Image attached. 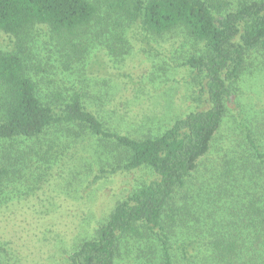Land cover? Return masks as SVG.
<instances>
[{
  "label": "rangeland",
  "instance_id": "rangeland-1",
  "mask_svg": "<svg viewBox=\"0 0 264 264\" xmlns=\"http://www.w3.org/2000/svg\"><path fill=\"white\" fill-rule=\"evenodd\" d=\"M87 38H78L73 49L53 39L47 25L32 26L26 36V74L43 101L59 106L54 93L69 99L82 92L83 103L105 128L132 137L160 134L175 118L208 106L206 94L200 92L201 75L182 64L203 51V43L182 27L145 35L133 22L100 4ZM14 40L0 31L1 49L12 48ZM230 88L222 124L208 151L169 203L179 207L184 218L174 228V241L183 245L188 259L192 254L194 264H226L228 256L214 259L213 248L224 247V237L235 244L237 237L247 240L250 210L263 206L254 194L264 189V165L247 158L250 152L240 148L244 125L264 151L263 49L246 52ZM22 141L35 143L39 151L0 183V264L65 263L82 240L94 236L118 201L156 177L150 168L140 166L92 181L100 167L119 160L109 145L103 146L106 141L99 143L78 124L49 126L38 138ZM4 150L0 144V159ZM238 155L246 168L232 161ZM234 251L232 264L257 255L248 248ZM160 253V242L152 233L125 235L115 264H162Z\"/></svg>",
  "mask_w": 264,
  "mask_h": 264
},
{
  "label": "trees",
  "instance_id": "trees-1",
  "mask_svg": "<svg viewBox=\"0 0 264 264\" xmlns=\"http://www.w3.org/2000/svg\"><path fill=\"white\" fill-rule=\"evenodd\" d=\"M100 4L133 22L145 35L182 27L192 39L201 41L203 51L190 55L182 64L201 75L200 92L206 94L208 106L175 118L160 134L132 137L105 128L83 103L82 92L72 94L69 99L54 93V98L61 101L59 106L43 101L35 82L26 74L29 59L26 36L30 29L43 23L59 44L76 49L78 38L88 39L90 26L98 20ZM0 31L15 38L12 48H0V144L5 149L0 159V183L30 162L32 154H38L35 143L24 145L22 140L38 138L49 126L72 123L86 128L99 143L106 141L103 146L109 145L118 157L115 165L100 167L92 181L106 173L140 166L150 168L156 175L118 201L97 226L94 236L82 240L63 264H115L122 237L147 232L160 242L162 264H194L192 254L188 259L183 245L174 241V228L183 224L184 218L179 207L169 206L170 199L197 171L199 158L208 151L221 126L225 101L231 94L230 84L246 52L264 50V0H0ZM115 35L122 42L123 37ZM116 48L119 44L114 51ZM241 126L244 137L239 147L250 152L247 158L264 165V151L248 128ZM239 156L232 161L244 169L248 164ZM254 195L263 206L256 205L258 211L250 210L252 215L246 219L252 235L247 240L237 237L239 244H235L217 232L226 244L220 249L213 248L214 259L225 260L228 256L226 264H232L236 257L231 252L248 248L257 253L256 257L249 255L245 262L235 264L264 261L258 257L264 256V189ZM219 214L222 216L223 212ZM181 241L185 244L184 239Z\"/></svg>",
  "mask_w": 264,
  "mask_h": 264
}]
</instances>
